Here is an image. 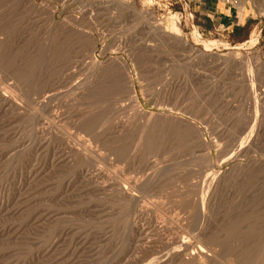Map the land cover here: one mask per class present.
I'll return each instance as SVG.
<instances>
[{
  "label": "rangeland",
  "instance_id": "obj_1",
  "mask_svg": "<svg viewBox=\"0 0 264 264\" xmlns=\"http://www.w3.org/2000/svg\"><path fill=\"white\" fill-rule=\"evenodd\" d=\"M1 95L0 264H264V0H0Z\"/></svg>",
  "mask_w": 264,
  "mask_h": 264
},
{
  "label": "bare ground",
  "instance_id": "obj_2",
  "mask_svg": "<svg viewBox=\"0 0 264 264\" xmlns=\"http://www.w3.org/2000/svg\"><path fill=\"white\" fill-rule=\"evenodd\" d=\"M242 2V1H241ZM173 29V31H172V33L171 34H168V41H170V42H172V43H174V44H182V47H184V46H186L187 44L186 43H184L183 41H182V36H181V34L179 33V31L178 30H176V29H174V28H172ZM171 29V30H172ZM165 32V31H164ZM171 32V31H170ZM196 38H198V37H196ZM195 38V39H196ZM196 41V40H195ZM93 42V41H92ZM197 42V41H196ZM92 44H94V43H92ZM198 44V43H197ZM202 44H204V47H205V49L203 50V52H202V55H200L201 54V52L199 51V50H196L197 51V54H199V56L201 57V56H203V58H206L207 59V57L208 56H210L211 57V50L209 49V46L208 45H206L207 43H202ZM212 44V43H211ZM191 48V47H190ZM194 50V49H193ZM190 52L192 51L191 49L189 50ZM195 53V52H194ZM196 54V55H197ZM194 55V54H193ZM197 57H198V55H197ZM213 57V56H212ZM215 58V57H214ZM225 59V58H224ZM229 59V58H228ZM230 60V59H229ZM220 61V60H219ZM233 61V60H232ZM123 65H121V66H123V68H124V66H125V63H122ZM126 80V79H125ZM127 82H128V79H127ZM129 83L131 84V81L129 80ZM2 92V91H1ZM12 97L13 96H3V95H1V99L0 100H2L1 102H3V103H8V104H14V102H15V100H13L12 99ZM50 96L49 95H47L45 98H44V101L43 102H45L48 98H49ZM134 100L135 101H137L136 100V98L134 97ZM169 116V115H168ZM170 117V116H169ZM172 117V116H171ZM201 144V143H200ZM123 194L125 195V196H128L129 194L127 193V188H125V189H123ZM129 197H131V196H129ZM131 199H133L132 197H131ZM215 249V248H214ZM211 251V250H210ZM213 251V250H212ZM208 250H207V248H205V246L203 247V246H197V247H195V246H193L192 247V245H190V244H188V243H181L180 244V250L178 251V253H180V254H183L184 255V257H186V260L187 261H189V262H192V263H195V264H206V263H208L207 261H208V258L210 257V255L208 254ZM176 253V252H175ZM175 255H177V253L176 254H174V256ZM213 257V256H212ZM234 260V259H233ZM229 261V260H228ZM228 263V262H227ZM233 263V261L231 262V264ZM210 264V263H209Z\"/></svg>",
  "mask_w": 264,
  "mask_h": 264
},
{
  "label": "crops",
  "instance_id": "obj_3",
  "mask_svg": "<svg viewBox=\"0 0 264 264\" xmlns=\"http://www.w3.org/2000/svg\"><path fill=\"white\" fill-rule=\"evenodd\" d=\"M216 13H217V10H216ZM202 16H204L203 13H201ZM206 18H208L210 21L214 20L215 19V15L214 14H207L205 15ZM229 16V15H228ZM227 16V14L225 15V17L221 18V19H218V23H219V28H216V29H222L223 31L226 30V29H229V30H234L235 26L238 28L239 25L238 24H232L231 26H229L227 23L228 20H229V17ZM216 20V19H215ZM227 26V28H226ZM243 26V25H242ZM236 29V28H235ZM237 30V29H236Z\"/></svg>",
  "mask_w": 264,
  "mask_h": 264
}]
</instances>
